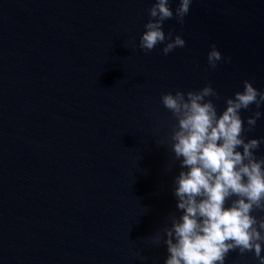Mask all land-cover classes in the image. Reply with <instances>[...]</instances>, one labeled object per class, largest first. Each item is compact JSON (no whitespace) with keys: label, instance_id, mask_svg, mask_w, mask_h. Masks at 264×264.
<instances>
[{"label":"water","instance_id":"water-1","mask_svg":"<svg viewBox=\"0 0 264 264\" xmlns=\"http://www.w3.org/2000/svg\"><path fill=\"white\" fill-rule=\"evenodd\" d=\"M154 3L0 0V264H164L181 169L160 98L210 83L219 113L245 80L264 91V0H193L163 25L186 41L168 55L139 49ZM213 44L231 62L210 69Z\"/></svg>","mask_w":264,"mask_h":264},{"label":"clouds","instance_id":"clouds-1","mask_svg":"<svg viewBox=\"0 0 264 264\" xmlns=\"http://www.w3.org/2000/svg\"><path fill=\"white\" fill-rule=\"evenodd\" d=\"M192 2L180 0L173 12L169 0H155L148 9L139 49L147 54L163 45L162 52L168 55L185 47L182 36L166 34L163 25L173 18L183 25ZM220 61L229 63L231 58L213 44L208 67L216 69ZM160 99L176 121L167 140L181 169L173 180L181 214H171L170 227L152 238L154 246L161 241L166 245L164 264H225L232 252L252 253L258 264H264V215H260L264 213V156L256 155L264 138H247L262 113L254 111L247 127L241 116L252 105L256 109L264 105V91L245 80L243 90L225 98V109L219 113L214 100L220 95L210 83L195 91L168 92Z\"/></svg>","mask_w":264,"mask_h":264}]
</instances>
